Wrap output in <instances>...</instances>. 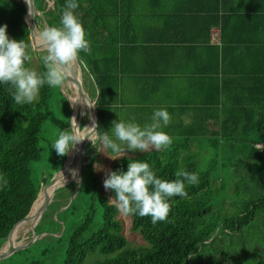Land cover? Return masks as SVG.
<instances>
[{"label": "trees", "instance_id": "16d2710c", "mask_svg": "<svg viewBox=\"0 0 264 264\" xmlns=\"http://www.w3.org/2000/svg\"><path fill=\"white\" fill-rule=\"evenodd\" d=\"M34 2L48 26L59 25L66 0H54V8L48 10L39 8L38 0ZM78 2L76 11L90 41V51L81 52L78 59L82 86L84 89L86 75L93 92L84 91L96 102L99 132L110 129L118 120L114 108L123 85L121 76H147L157 69L152 62L142 65L140 60L133 61L132 69L126 68L124 54L130 46L136 49L141 38L134 35L135 30L129 37L124 22L117 17L128 15L127 9H120L124 0ZM209 4L211 9L180 12L189 15L190 22L197 17L203 19L202 27L171 28L169 37L162 38L164 43L183 44L193 43L192 39L198 43V33L204 36L197 70L190 72L188 79L190 87L202 92L201 102L189 103L199 108L193 111L196 115L192 123L171 124L166 128L172 138L167 148L115 160L110 170L126 172L131 161L146 160L164 180L176 179L180 169L198 174L197 184H186L187 197L171 198L175 202L167 219L153 224L150 216L129 215L132 230L139 232L148 246H129L118 207L98 182L94 168L97 150L88 145L89 152L95 153L86 155L83 168L90 185L84 188L83 180L75 200L63 211L64 231L63 225L56 222L59 236L43 237L0 264H86L87 257L96 253L113 257L95 264H264V0H245L237 9H225L224 0H216L213 7ZM106 9L114 13L113 21ZM26 12L24 0H0V26L7 24L10 38L24 40L33 56ZM131 13L129 10V16ZM40 19L36 15L35 23ZM214 27L220 29V43L216 45L210 41ZM191 34L195 38H190ZM152 52L148 50L146 54ZM45 71L41 61V73ZM13 91L10 85H0V173L9 180V186L0 191V248L56 185L59 175L46 183L67 159L52 149L54 140L42 146L54 88L45 85L33 104L23 106L15 103ZM71 99L82 110L75 92ZM96 118L95 113V124ZM41 170V179L35 181L34 173ZM77 186L75 181L59 188L37 225L39 234L48 226L47 220L63 207L64 200L73 197ZM63 195L62 201L57 200ZM111 195L115 198L114 191ZM47 201L48 198L41 207ZM57 218L61 221L59 214Z\"/></svg>", "mask_w": 264, "mask_h": 264}, {"label": "clouds", "instance_id": "9594fccd", "mask_svg": "<svg viewBox=\"0 0 264 264\" xmlns=\"http://www.w3.org/2000/svg\"><path fill=\"white\" fill-rule=\"evenodd\" d=\"M31 5V0H26ZM78 0H66L59 25L46 26L40 33V39L46 55L41 57L45 72L40 73L27 66L32 61L28 45L24 40L10 38L8 25L0 26V85H10L12 98L17 105L33 104L39 97L40 89L62 88L68 72L78 61L81 52L90 51V41L86 29L77 14ZM30 14L32 11L30 10ZM70 127L60 130L52 143L57 155H69L85 140H90L98 152L105 153L110 159L118 160L125 152L145 153L150 148H167L172 138L163 131L171 122L167 108L155 109L150 124L141 126L135 120L119 117L112 122L108 130L97 132L92 127H80L73 117ZM86 130L90 134L82 138ZM75 177L76 172L72 170ZM176 179L159 178L146 160H133L128 170H116L107 174L104 180L106 190L114 191L118 202V211L125 215L151 217L156 224L167 219L173 197H187V185L198 183V174L180 169L175 173ZM9 186L6 175L0 173V191Z\"/></svg>", "mask_w": 264, "mask_h": 264}, {"label": "crops", "instance_id": "0c3cea01", "mask_svg": "<svg viewBox=\"0 0 264 264\" xmlns=\"http://www.w3.org/2000/svg\"><path fill=\"white\" fill-rule=\"evenodd\" d=\"M244 1L224 0L225 9H237L239 5H243ZM209 3H212L213 7L216 0H124V5L120 9H127L128 15L118 14L117 17L124 22L123 28L129 37L135 30L136 34L134 35L141 38L135 45L136 49L132 48V50V46H130L124 54L127 70L132 69L134 60H140L143 62L142 65H145V62H148L147 65L152 62L154 64L152 67L157 71L162 70L163 74H159L157 71H153L147 76L123 74L120 97L114 108L118 119L120 117L124 120L150 124L155 109L167 108L171 116L169 126L192 123L196 115L193 111L199 108L191 106L189 103L200 101L199 97L202 92L198 87H190L188 79L191 77L190 72L197 70V63L203 53L204 36L198 33L196 36L198 43L192 39L193 43L185 42L183 44L173 41L164 43L162 38L169 37L168 30L170 31L171 28L179 30L187 26L199 29L200 24L202 27L203 19L197 17L195 22H190V16H184L180 12H185V10L192 12L191 9H211ZM129 10L132 11L130 16ZM105 13H108L107 16L113 21L114 13L107 9ZM190 38L195 37L191 34ZM210 41L214 45L220 43L218 27L211 29ZM148 50H153V52L148 55L146 54ZM198 76L199 73L196 77ZM143 77L150 80L145 81ZM190 95L193 96L190 97ZM163 131L168 132L166 128Z\"/></svg>", "mask_w": 264, "mask_h": 264}, {"label": "rangeland", "instance_id": "374dc122", "mask_svg": "<svg viewBox=\"0 0 264 264\" xmlns=\"http://www.w3.org/2000/svg\"><path fill=\"white\" fill-rule=\"evenodd\" d=\"M44 1L47 2V6L44 5ZM51 4H52V2L51 1L48 2V0H38V2H37V6L39 8L46 7L47 10L54 8V5L53 4L51 5ZM37 16H38V18L41 17V19L37 23L34 24V29H35V32L40 35V33L42 32L44 27H46L48 25L45 22H43V17H42L43 15H41L40 12L37 13ZM30 45H31L32 50L34 51V54L32 56V61H31L30 65H29V67L33 68L36 71L41 73V61L42 60L39 58L41 56V53L38 54V52H44V51H46V49H43V47L39 43H37L35 41V37L34 38L30 37ZM75 68L78 70L79 73L82 71L81 68L79 66H77V65H75L74 69ZM69 82H70V80H69ZM74 87H75V85H74ZM74 87H73V89H74ZM92 88H93V85L91 86V82L89 80V77H87L85 75L84 89L88 93L91 94L93 92ZM74 90L77 91L76 88ZM72 92L73 91H71V89H70V87H69V85H68L66 80H65V83H64L62 88H54L53 97H52V99L50 101L51 102L50 103V105H51L50 117H49V120L46 122V124L44 126V132L42 134V139H43L42 146L48 145L50 140H55V138L58 136L60 130L68 129L70 127V124H71V121H69V120H71L73 117L76 118L77 123L80 120V127H81V123L82 122H83V125H84L83 127L86 126V124H87V122H88V120H89L91 115L89 114V111H86L84 113L83 107H82V110H81V108H79L78 104H76V101L75 100L73 101L71 99V93ZM92 105L94 106V104H92ZM139 124L141 126L144 125L142 123H139ZM87 131H89V130H87ZM87 131H86V133L88 134ZM88 145H92L90 140L86 143V147ZM154 148L155 147H152L149 150L154 149ZM96 152H97L96 153L97 157H95L96 161L94 162V168H95L96 175L98 177V182H99L100 187L103 190L104 194L109 196L110 199H111V202L113 204H116L117 207H118V202L112 197L111 191L106 190L105 187H104V180L106 179L107 174L110 172L113 164L115 163V160L110 159L105 153L98 152V151H96ZM87 154H89V156H91L92 154H95V153L93 152L91 154L89 152V148L88 149L86 148L85 149V155L82 156L79 159L78 163H81L82 162L81 159L84 158V166H85V164L87 163V160H86L87 157H88V156H86ZM142 154H144V153L125 152V156L124 157L133 158V157H136V156H140ZM72 170H75V172L77 174L75 177L72 174ZM62 171L63 170H61V173H62ZM69 173L70 174L66 177V179H67L66 182L63 185H61L60 188H63L64 186H66V185H68V184H70L72 182H75V181L78 182L77 188L79 187L80 183H81V187H82L83 180H84V188H88V186L90 185L89 184L90 180H89V175L88 174L85 173V176L82 175V177H81V173H77V166L76 165L72 166V168L70 169ZM60 174H59V176H60ZM41 177H42V170L40 172H38L37 174L34 173V175H33V178H34L35 181L40 180ZM63 177H64V175H63ZM81 180H82V182H81ZM64 197H65V195H63L61 197H58L57 200L62 201L63 200L62 198H64ZM50 199L48 197V201ZM70 203H71V199L70 198L65 199L64 202H63V205H62L63 207H60L56 211V213H54V215L47 220L48 226L44 229L43 232L40 233L42 235V238L43 237H47L49 235L56 236V237L59 236L58 232L56 230V228H57L56 225H55L56 222H58V223L60 222L63 225L62 232L64 231L65 226L63 224V221H64V212L63 211L65 210V208H67L70 205ZM58 214H59V219H61V221H59L58 218H57ZM42 217H43V214H42L40 220L39 219L37 220V223H36L37 225L41 221ZM119 218L123 222L124 230H125L124 234H125V236L127 237L128 241H129V246H131V247L148 246V243L143 240L141 234L139 232H134L132 230V220H131V217L129 215L122 214L119 211ZM53 223H54V225H52ZM49 228H51V229H49ZM32 238H33V230H32V228L29 229V231H25V229H23L22 230V235L20 236V239H19V243H21V242H25V243H22V244H19V245L21 246V245H25V244L29 243L32 240ZM110 257H113V256L105 257V256H101V255H99L97 253L96 254H91V255H89L87 257L85 263L86 264H95L96 263L95 261H97V260H104V259L110 258Z\"/></svg>", "mask_w": 264, "mask_h": 264}, {"label": "bare ground", "instance_id": "6f19581e", "mask_svg": "<svg viewBox=\"0 0 264 264\" xmlns=\"http://www.w3.org/2000/svg\"><path fill=\"white\" fill-rule=\"evenodd\" d=\"M34 31H35V29H34ZM35 34H36L35 41L37 43H39L43 47V49H45L44 46H43V44H42V41L40 39L39 34L36 33V32H35ZM75 65H77V64L75 63L74 66H73V68L67 74L68 77H69V80H70L69 87H70L71 91L75 92L76 95L78 96L81 104L83 105L82 107H83L84 113L86 111L91 112V116H90V118H89V120H88V122H87V124H86L85 127H92L93 126V123H95V110H94V106L92 105L93 102L84 93L82 87H78L75 84V82L73 80H71L72 78L78 79L79 85H81V81H82L81 75H80V73L78 72V70L76 68L74 69ZM74 85H75V87H74ZM73 87H74V89L76 88L77 92L73 89ZM79 124L80 123L78 122V125ZM96 125H97V118H96ZM86 131L83 133L82 138L85 136ZM90 131L91 130L87 131L88 132V135L90 134ZM88 141L89 140H85L82 144L77 145V148L68 155V162H67L65 168L63 169L62 173L60 174V176H59V178H58V180L56 182V185L53 186L49 190V192L47 193L45 199L36 208V211L31 214V216L28 218V220L24 224H22L21 226H19L10 235V237H9L8 241L6 242L5 246L0 250V258L2 256H4L6 253H8L9 251L13 250L14 248L20 246L19 244L25 243V242L19 243L20 236L22 235V230L25 229V231H29V229H31V228H32V230L34 229V225L37 223V220L38 219L40 220V218H41V216H42V214L44 212L42 210L43 207H41V204L48 197H49V199L52 198V196H53V193L52 192H54V189H55L56 186L60 187L61 185H63L66 182V180H67L66 177L70 174L69 172H70V169L72 168V166L76 165L77 166V173H81V168L84 166V160L81 163H78V161L83 156L82 155V146L84 144H86ZM63 175H64V177H63Z\"/></svg>", "mask_w": 264, "mask_h": 264}, {"label": "water", "instance_id": "95a60500", "mask_svg": "<svg viewBox=\"0 0 264 264\" xmlns=\"http://www.w3.org/2000/svg\"><path fill=\"white\" fill-rule=\"evenodd\" d=\"M24 2H25V5H26V9H27L26 16H25V20H26L27 25H28V27H29V29H30V37L34 38V37H36L35 31H34L35 17H36V15H37L38 12H40L41 15H43V13H42V12L36 7L34 0H31V5H29V3L26 2V0H24ZM30 10L32 11V14H30ZM42 17H43V22H45V23L47 24L46 19H45V16L43 15ZM39 36H40V35H39ZM76 64L81 68V65H80L79 61H77ZM81 70H82V68H81ZM80 75H81V79H82V71L80 72ZM71 80H73V81L75 82V84H76L78 87H82V89H83L82 81H81V85H79V81H78V79H74V78H72ZM66 81L69 82V77H68V75L66 76ZM83 91H84V89H83ZM84 93H85V91H84ZM85 94L87 95V97H88L90 100H92V102H93V104H94L95 113H96V116H97V125H98V113H97V110H96V102H95V100L92 99L87 93H85ZM89 114L91 115V112H89ZM79 123H80V120H79ZM78 126H80V124H79ZM85 149H86V144H84V145L82 146V155H83V156L85 155ZM67 160H68V155H67ZM67 160H66V162H67ZM66 162H65V163L63 164V166L59 169V171L54 175V177L46 183V185H47L50 181H52V180H54V179L57 178V176L59 175L60 171H61V170L64 168V166L66 165ZM83 168H84V166L81 168V177H82V175H83ZM81 182H82V180H81ZM46 185H45V186H46ZM59 188H60V187H58V186L55 187L52 198H51L48 202H46V203L43 205V209H42V210H43L44 212L46 211V209L48 208V206H49V205L55 200ZM80 189H81V183L79 184V187L77 188V190L75 191L73 197L71 198V203L75 200V197H76L77 194L79 193ZM39 195H40V194H39ZM38 198H39V196H38ZM38 198H37V199H38ZM35 202H36V201H35ZM35 202H34V203H35ZM71 203H70V204H71ZM33 205H34V204H33ZM32 207H33V206H32ZM62 209H63V208H62ZM44 212H43V214H44ZM28 215H29V214H28ZM26 218H27V217H25L24 219H26ZM24 219H23V220H24ZM15 226H16V225H15ZM13 229H14V228H13ZM12 231H13V230H12ZM11 233H12V232H11ZM11 233H10V235H11ZM10 235H9V237H10ZM41 238H42V235L38 233V231H37V224H35V225H34V229H33V238H32V240H31L29 243L25 244V245L18 246V247H16V248H14L13 250L9 251L8 253H6L4 256H2V257L0 258V261L3 260V259H5V258H7V257L12 256L13 254H15V253L18 252V251H21V250H24V249H26V248H29L30 246H32L33 244H35V243H36L38 240H40ZM1 249H2V248H0V250H1Z\"/></svg>", "mask_w": 264, "mask_h": 264}, {"label": "built area", "instance_id": "2783aa9c", "mask_svg": "<svg viewBox=\"0 0 264 264\" xmlns=\"http://www.w3.org/2000/svg\"><path fill=\"white\" fill-rule=\"evenodd\" d=\"M50 1H51V2H52V4L54 5V0H50ZM50 1L48 0V2H50ZM52 4H51V5H52Z\"/></svg>", "mask_w": 264, "mask_h": 264}]
</instances>
